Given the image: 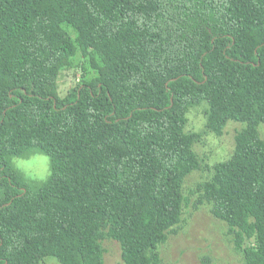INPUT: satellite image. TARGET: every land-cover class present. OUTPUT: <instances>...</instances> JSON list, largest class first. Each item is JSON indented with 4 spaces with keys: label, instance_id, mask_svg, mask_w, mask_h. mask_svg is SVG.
I'll return each instance as SVG.
<instances>
[{
    "label": "trees",
    "instance_id": "obj_1",
    "mask_svg": "<svg viewBox=\"0 0 264 264\" xmlns=\"http://www.w3.org/2000/svg\"><path fill=\"white\" fill-rule=\"evenodd\" d=\"M200 104L216 135L242 127L195 203L264 264V0H0V264H104L107 238L120 264H161L200 167ZM35 152L41 181L13 161Z\"/></svg>",
    "mask_w": 264,
    "mask_h": 264
},
{
    "label": "rangeland",
    "instance_id": "obj_2",
    "mask_svg": "<svg viewBox=\"0 0 264 264\" xmlns=\"http://www.w3.org/2000/svg\"><path fill=\"white\" fill-rule=\"evenodd\" d=\"M80 57L74 59V65L61 68L57 78L58 94L63 97L80 80ZM92 76V75H89ZM206 105L190 108L187 114L186 130L199 132L200 140L194 143V151L200 167L188 174L183 184L185 202L176 232L168 237L159 248L161 264H244L242 253L235 247L233 235L225 222L215 218L206 203H195L199 185L206 180L213 164L228 158L234 147L235 135L242 123L228 121L221 135L206 128ZM260 136L264 138V123L258 126ZM14 164L27 177L41 181L49 175L48 156L35 152L27 158H15ZM105 248L104 264H120L121 250L118 241L103 239ZM42 264H60L54 257H48Z\"/></svg>",
    "mask_w": 264,
    "mask_h": 264
}]
</instances>
